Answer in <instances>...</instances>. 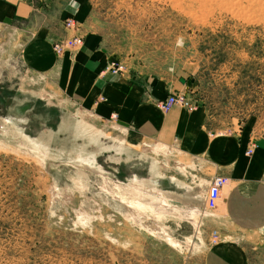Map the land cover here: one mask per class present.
<instances>
[{
	"label": "rangeland",
	"instance_id": "1",
	"mask_svg": "<svg viewBox=\"0 0 264 264\" xmlns=\"http://www.w3.org/2000/svg\"><path fill=\"white\" fill-rule=\"evenodd\" d=\"M77 1L88 33L133 78L186 79L180 90L213 128L264 130V0ZM24 39L0 25V264H203L225 237L220 198L209 210L164 193L175 214H157L144 190L158 189V168L173 178L174 155L132 143L112 116L28 71ZM250 240V264H264V229Z\"/></svg>",
	"mask_w": 264,
	"mask_h": 264
},
{
	"label": "crops",
	"instance_id": "2",
	"mask_svg": "<svg viewBox=\"0 0 264 264\" xmlns=\"http://www.w3.org/2000/svg\"><path fill=\"white\" fill-rule=\"evenodd\" d=\"M78 4L77 0H0V25L20 30L25 37L20 44L22 64L35 75L53 79L67 101L105 118L114 115L129 131L132 143L147 141L157 153L174 155L173 178L160 168L150 175L157 178L168 201L182 207L202 205L213 177L225 176L219 234L226 238L206 249L203 264H250L248 253L256 246L246 243L264 229V130L248 120L236 130L218 131L198 105L192 110L173 105L162 111L158 101L181 91L179 85L189 81L137 80L126 70L111 72V54L97 35L88 33L77 14ZM65 18L74 19L77 26L66 27ZM75 36L83 37L81 46L60 55L54 52L55 42ZM249 147L253 150L246 155Z\"/></svg>",
	"mask_w": 264,
	"mask_h": 264
},
{
	"label": "built area",
	"instance_id": "3",
	"mask_svg": "<svg viewBox=\"0 0 264 264\" xmlns=\"http://www.w3.org/2000/svg\"><path fill=\"white\" fill-rule=\"evenodd\" d=\"M65 21L66 22L64 24L66 27L74 28L75 26L74 21H72L71 19H67ZM81 42H82V38L80 36H75V38L72 39H64L61 40L60 42H55L53 44V50L56 54L60 55L64 49L72 48L77 45H80ZM108 69L113 73H119L124 71V66L118 63L111 62L110 65L108 66ZM173 105H178L181 106L182 108L192 110L196 108L197 102L194 101V99H192V97L184 91L170 92L166 95L165 98L158 101V107L165 112L170 110V108ZM112 118H114V115H112ZM252 150H253L252 147H249L245 151V154L249 155L252 152ZM226 182H227V178L225 176L218 175L213 177L204 197V204L207 209L213 210L217 208L218 201L221 196L222 187L223 185L226 184ZM211 234H213L214 236L213 241H216L217 239L216 231H213Z\"/></svg>",
	"mask_w": 264,
	"mask_h": 264
},
{
	"label": "bare ground",
	"instance_id": "4",
	"mask_svg": "<svg viewBox=\"0 0 264 264\" xmlns=\"http://www.w3.org/2000/svg\"><path fill=\"white\" fill-rule=\"evenodd\" d=\"M147 196H145V203L150 205L154 209V211L158 214H162V212H168L175 214V209L171 207L170 204L166 202V197L164 194H161V192L158 189H150V190H144ZM163 193V192H162ZM166 195V194H165ZM171 197V196H170ZM173 206V205H172ZM195 209L190 208L187 213V218L192 219L194 223H196V219H194V213ZM185 214V212H184Z\"/></svg>",
	"mask_w": 264,
	"mask_h": 264
},
{
	"label": "water",
	"instance_id": "5",
	"mask_svg": "<svg viewBox=\"0 0 264 264\" xmlns=\"http://www.w3.org/2000/svg\"><path fill=\"white\" fill-rule=\"evenodd\" d=\"M179 80H180L181 83H185L184 79L180 78Z\"/></svg>",
	"mask_w": 264,
	"mask_h": 264
}]
</instances>
